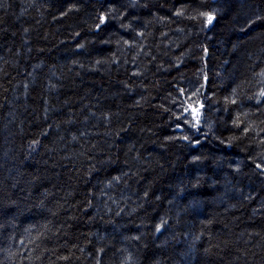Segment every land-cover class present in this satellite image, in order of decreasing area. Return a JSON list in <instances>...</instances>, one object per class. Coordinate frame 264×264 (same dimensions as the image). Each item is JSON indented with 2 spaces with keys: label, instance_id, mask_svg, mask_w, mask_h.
<instances>
[{
  "label": "trees",
  "instance_id": "1",
  "mask_svg": "<svg viewBox=\"0 0 264 264\" xmlns=\"http://www.w3.org/2000/svg\"><path fill=\"white\" fill-rule=\"evenodd\" d=\"M239 1L0 0V264H264V0ZM192 79L214 134L170 111Z\"/></svg>",
  "mask_w": 264,
  "mask_h": 264
},
{
  "label": "rangeland",
  "instance_id": "2",
  "mask_svg": "<svg viewBox=\"0 0 264 264\" xmlns=\"http://www.w3.org/2000/svg\"><path fill=\"white\" fill-rule=\"evenodd\" d=\"M237 3L239 5L240 1L237 0ZM222 6H223L224 9H226L225 2L222 4ZM217 10H218V8H214L213 12L209 15V17H212L216 13ZM227 11L229 12L230 15L232 14V11L230 9L227 10ZM208 21H209V19H208ZM115 23H117V21L111 19V23L110 24H115ZM118 29L122 30V28L120 26H118ZM180 38L181 37H179V39ZM196 38H199L201 41H203V39L205 37H196ZM91 45H92V43H91ZM93 47H97V46H93ZM93 49H96V48H93ZM67 55H68V53L66 54V56ZM89 55L88 56L86 55L85 58L87 59L89 57ZM61 57H64V56L61 55ZM255 61H256L255 63L262 62L261 60H255ZM71 66L74 67V68H79L77 65H74V64H71ZM62 67H65V65H62ZM92 72H95V71L91 70V71H88L87 73L90 74ZM53 78L55 80H57L56 76H53ZM258 80H259V78H256L254 83H253V85ZM257 83H259V81ZM174 89L177 91V95H176V98H174V105H173V102H172V99H171L170 111L172 112L173 116L175 114L181 121V122L177 123V126L180 129H182L185 132V134H189V135L193 134V133H194V135H196V134H199L201 132L205 133L207 135L214 134L215 130H214L213 121L211 120V118L209 116H207V114L205 112L206 111L205 109L207 107V102H206V99H205L204 94H203V88L200 89V85L195 82V79H192V80H186V81L180 83L179 85L177 84L176 86H174ZM167 91H170V89H167ZM57 112H58V110H54V109L52 110L51 109L49 113L51 114V116H56V115H58V113H60V110H59L58 113ZM61 115L62 114L60 113V116ZM92 118L95 119V117H92ZM160 131L169 138V136L167 134V127L165 128V126H163L160 129ZM16 151H17V154H19V155L21 154V151L19 150V148L17 150L10 148V152L12 154L15 153ZM160 153H164L163 150H161ZM161 155H163L165 157L164 154H161ZM33 156H34V154H31L29 156V158H31ZM3 158H4V161L8 160V157H6V155H4V154H3ZM148 160L152 161L149 158H148ZM26 162L29 163V160H27ZM97 187H99V190H101L99 185ZM230 188L232 189V191H234L232 187H230ZM99 192L103 193V194H107L106 191H104V190H101ZM249 196H250V194H248V197ZM236 198L240 199L241 201H244L241 196H238ZM224 201H226V199ZM250 201L255 203L256 205H258V204L264 205V202H263L264 200L258 199L256 197L251 198ZM116 204L117 203H115L114 205H116ZM193 211H195L196 215L199 216V217H201L203 215L202 207L199 206V205L196 206L193 209ZM178 218H179V216H178ZM187 219H192L191 215H186V214L183 213V216L181 218H179L178 220L174 221L178 227L179 226H183L184 227V230L181 232V236L182 237H185L187 229H191L192 230L193 228H195L194 222L191 224V226H190L191 228H186V226H184L183 223ZM198 253H199V250H198Z\"/></svg>",
  "mask_w": 264,
  "mask_h": 264
},
{
  "label": "snow or ice",
  "instance_id": "3",
  "mask_svg": "<svg viewBox=\"0 0 264 264\" xmlns=\"http://www.w3.org/2000/svg\"><path fill=\"white\" fill-rule=\"evenodd\" d=\"M208 19H209V23H210V22H211V20H212V17H209Z\"/></svg>",
  "mask_w": 264,
  "mask_h": 264
}]
</instances>
